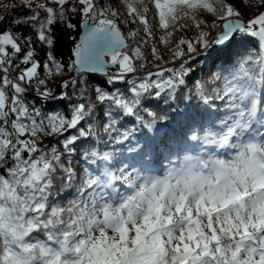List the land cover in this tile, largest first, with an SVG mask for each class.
I'll list each match as a JSON object with an SVG mask.
<instances>
[{
	"label": "snow or ice",
	"instance_id": "snow-or-ice-1",
	"mask_svg": "<svg viewBox=\"0 0 264 264\" xmlns=\"http://www.w3.org/2000/svg\"><path fill=\"white\" fill-rule=\"evenodd\" d=\"M0 264H264V0H0Z\"/></svg>",
	"mask_w": 264,
	"mask_h": 264
},
{
	"label": "trees",
	"instance_id": "trees-1",
	"mask_svg": "<svg viewBox=\"0 0 264 264\" xmlns=\"http://www.w3.org/2000/svg\"><path fill=\"white\" fill-rule=\"evenodd\" d=\"M4 2H6V0H4ZM22 9H16L17 12L21 11ZM7 19V16L5 17ZM73 23H78V21L76 19L73 20ZM79 34H80V28L78 27L76 30H74L70 36H68V38H64L63 35H61V44L59 45V50L62 51L64 53V57L65 59L67 58L68 55V49L71 47V42L73 39H79ZM197 76L200 75L199 72L196 73ZM92 79L93 80H98V81H103L105 79V77H103V75H99V74H93L92 75ZM30 99H33L32 97H30ZM39 101V98H35L33 99V102H37ZM45 110L47 111L48 108L46 107Z\"/></svg>",
	"mask_w": 264,
	"mask_h": 264
},
{
	"label": "water",
	"instance_id": "water-1",
	"mask_svg": "<svg viewBox=\"0 0 264 264\" xmlns=\"http://www.w3.org/2000/svg\"><path fill=\"white\" fill-rule=\"evenodd\" d=\"M82 31V29H80V32ZM96 74H99V75H103V74H100V73H96Z\"/></svg>",
	"mask_w": 264,
	"mask_h": 264
}]
</instances>
